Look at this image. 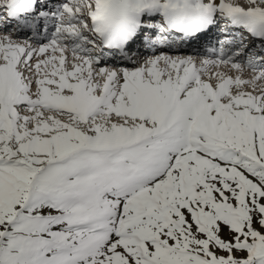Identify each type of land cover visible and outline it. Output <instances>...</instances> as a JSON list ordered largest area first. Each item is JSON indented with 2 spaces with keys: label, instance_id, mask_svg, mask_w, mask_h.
<instances>
[{
  "label": "snow or ice",
  "instance_id": "obj_1",
  "mask_svg": "<svg viewBox=\"0 0 264 264\" xmlns=\"http://www.w3.org/2000/svg\"><path fill=\"white\" fill-rule=\"evenodd\" d=\"M0 264H264V0H0Z\"/></svg>",
  "mask_w": 264,
  "mask_h": 264
}]
</instances>
